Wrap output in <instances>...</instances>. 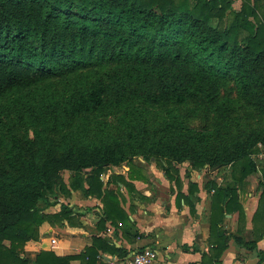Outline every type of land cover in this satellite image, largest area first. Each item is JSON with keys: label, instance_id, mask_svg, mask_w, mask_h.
I'll return each instance as SVG.
<instances>
[{"label": "trees", "instance_id": "obj_1", "mask_svg": "<svg viewBox=\"0 0 264 264\" xmlns=\"http://www.w3.org/2000/svg\"><path fill=\"white\" fill-rule=\"evenodd\" d=\"M234 2L0 0V264H30L25 244L44 222L74 221L59 199L78 188L101 199L102 221L125 220L119 190L101 176L123 163L138 170L139 157L158 162L180 197L182 162L227 169L224 183H205L220 259L219 222L264 150V0ZM257 189L253 221L264 219V168ZM96 253L41 250L34 263Z\"/></svg>", "mask_w": 264, "mask_h": 264}, {"label": "crops", "instance_id": "obj_2", "mask_svg": "<svg viewBox=\"0 0 264 264\" xmlns=\"http://www.w3.org/2000/svg\"><path fill=\"white\" fill-rule=\"evenodd\" d=\"M260 154V155H259ZM256 158L259 171L251 174L245 184L239 186V201L233 203L231 210L224 211L219 226L227 239V247L218 261L214 260L212 249L214 241L222 242L220 230L210 228L211 217L217 215L212 207L213 190L205 183L214 179L218 184L226 181V168H193L189 161L180 165L181 191L156 161H146L142 157L134 160L138 170L123 163L104 170L102 179L105 187L119 190L121 206L127 214L118 223L110 219L101 220L104 211L100 198L85 194L80 188L60 201L68 202L77 213L74 221L63 219L55 225L44 222L40 226L38 239L28 241L22 255L30 258V264L41 250H51L58 255H78L87 246L97 249L96 257L71 260L72 264H110L116 258L131 257L137 250L153 248L157 254L156 264H258V250H264V219L253 215L258 203V182L261 168H264L263 153ZM142 173L138 177L137 171ZM121 173L133 185L128 188L120 182L118 189L113 175ZM68 180L69 173L63 172ZM230 177L227 176V179ZM192 184H197L194 188ZM193 187L194 191H190ZM241 205V212L238 205ZM60 202L49 207L57 211ZM259 234V235H258ZM251 242L248 246L240 243ZM95 255V254H93ZM92 255V256H93ZM260 264H264V259Z\"/></svg>", "mask_w": 264, "mask_h": 264}, {"label": "built area", "instance_id": "obj_3", "mask_svg": "<svg viewBox=\"0 0 264 264\" xmlns=\"http://www.w3.org/2000/svg\"><path fill=\"white\" fill-rule=\"evenodd\" d=\"M234 6H239V0H235ZM156 261L155 249L147 247L137 250L131 257L116 258L110 264H156Z\"/></svg>", "mask_w": 264, "mask_h": 264}, {"label": "rangeland", "instance_id": "obj_4", "mask_svg": "<svg viewBox=\"0 0 264 264\" xmlns=\"http://www.w3.org/2000/svg\"><path fill=\"white\" fill-rule=\"evenodd\" d=\"M236 5H238L237 2H236ZM259 153H263V154H262L263 156H261V157L264 158V150H262V151L259 152ZM259 153H258V154H259ZM258 154H255V157H256V158H259ZM259 155H260V154H259ZM259 159H261V158H259Z\"/></svg>", "mask_w": 264, "mask_h": 264}]
</instances>
